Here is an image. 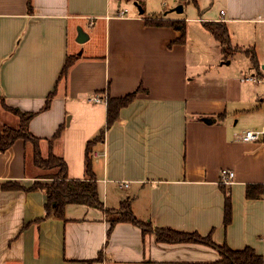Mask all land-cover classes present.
Masks as SVG:
<instances>
[{
	"label": "crops",
	"instance_id": "obj_1",
	"mask_svg": "<svg viewBox=\"0 0 264 264\" xmlns=\"http://www.w3.org/2000/svg\"><path fill=\"white\" fill-rule=\"evenodd\" d=\"M146 1L150 13L135 0H33L31 12L28 0H0V124L17 123L3 101L38 111L56 89L29 128L47 153V139L62 127L54 151L75 179L86 177L87 142L104 131L91 154L104 208L68 204L59 218L47 214L44 190H0V264H81L100 252L94 264H218L212 246L159 242L130 222L108 235L106 209L125 200L154 227L264 256V142L241 139L264 129V0ZM179 4L199 16L172 11ZM152 17L186 19L185 43L174 42L180 32L170 26L148 25ZM220 21L239 48L228 59L227 46L204 26ZM79 30L88 36L82 43ZM69 55L78 58L59 80ZM140 86L108 128L107 103L88 101ZM31 156L23 139L0 151V183L41 179ZM224 169L236 172L231 183L222 181Z\"/></svg>",
	"mask_w": 264,
	"mask_h": 264
},
{
	"label": "trees",
	"instance_id": "obj_2",
	"mask_svg": "<svg viewBox=\"0 0 264 264\" xmlns=\"http://www.w3.org/2000/svg\"><path fill=\"white\" fill-rule=\"evenodd\" d=\"M28 9L33 11V0H28ZM146 23L152 26H170L180 32V36L175 43H185L187 38V20L186 19H163L158 17L147 18ZM204 26L213 36L222 44L227 46L226 56H229L239 50L231 44L230 32L225 22H205ZM77 55H69L66 59L59 80L66 78L70 67L77 60ZM251 59L255 66L258 65L255 52L252 51ZM141 86L135 91L124 96L114 97L108 95L107 98V128L114 124L120 117L122 108L128 106L136 97ZM56 95V89L51 91L46 97L43 107L38 111H23L18 107L8 106L5 101L3 105L16 118L17 124H0V151H7L17 139H23L26 144L32 148V162L35 167L42 170L38 178L32 185L26 186L20 181H5L0 183V190H44L46 192V210L47 214H54L59 218H64L65 207L68 204H83L91 207L103 209L104 203L101 199L98 181L92 168V149L93 145L102 140L104 131L96 137L90 139L86 145L85 164L86 177L84 179L70 178L68 174V164L66 160L55 153L54 138L61 133L58 129L54 138L47 139L48 152L44 153L42 149V138L35 136L29 128L30 121L40 112L48 110L51 102ZM222 117V115L220 116ZM248 194H250L248 190ZM107 219L110 223L108 235L112 232L115 225L120 222H130L140 227L144 234H155L156 240L165 243L197 242L216 248L220 254L218 264H264V256L258 253L253 247L246 246L241 249L231 248L227 244H217L211 236H203L196 232H184L171 228L154 227L150 221H144L136 217L132 210L131 202L122 201L118 208L106 209ZM231 220V201L230 196L226 194L224 223L227 225ZM102 259V254L94 259L81 261V264H94Z\"/></svg>",
	"mask_w": 264,
	"mask_h": 264
},
{
	"label": "built area",
	"instance_id": "obj_3",
	"mask_svg": "<svg viewBox=\"0 0 264 264\" xmlns=\"http://www.w3.org/2000/svg\"><path fill=\"white\" fill-rule=\"evenodd\" d=\"M127 12V9L122 11L120 14L123 15ZM221 13L224 14L225 11L221 10ZM201 20V19H200ZM202 21V20H201ZM107 98H102L99 94H93L88 97V101L92 103H100V102H106ZM241 139L244 141H263L264 142V129L262 130H246L242 136ZM236 177V172L232 169H224L221 174V179L225 183H231L232 180Z\"/></svg>",
	"mask_w": 264,
	"mask_h": 264
},
{
	"label": "rangeland",
	"instance_id": "obj_4",
	"mask_svg": "<svg viewBox=\"0 0 264 264\" xmlns=\"http://www.w3.org/2000/svg\"><path fill=\"white\" fill-rule=\"evenodd\" d=\"M135 2H137L139 6L145 8L147 13H150L148 11L149 9H148V5H147V1L146 0H135ZM130 3L131 4H129V5H131V9H134V8L137 9L138 8L136 3L135 4L133 2H130ZM154 5H155V8H157V9H155V11H157L158 14H163L164 13V11H162L163 9L161 7V3H155ZM165 7H168V9H170L171 8V2H168V5L165 6ZM182 15H184V17H189V18L198 17L199 16V14L195 10H193L192 12H189V11L186 10L185 12L182 13ZM193 23L194 22H191V24H192L191 27L195 26V24H193ZM10 124H12V123H10ZM14 124L16 125L17 123H14ZM14 124H12V125H14Z\"/></svg>",
	"mask_w": 264,
	"mask_h": 264
},
{
	"label": "water",
	"instance_id": "obj_5",
	"mask_svg": "<svg viewBox=\"0 0 264 264\" xmlns=\"http://www.w3.org/2000/svg\"><path fill=\"white\" fill-rule=\"evenodd\" d=\"M172 11H175L177 13H182L184 11L183 4H180V5L176 6V7H174L172 9ZM141 12H143L142 9H141ZM87 39H88V36L82 30H79V36L77 38L78 42L82 43V42L86 41Z\"/></svg>",
	"mask_w": 264,
	"mask_h": 264
}]
</instances>
